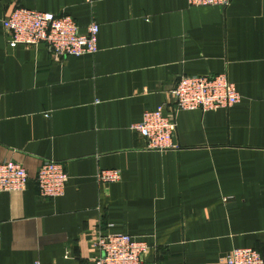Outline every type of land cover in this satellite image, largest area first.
<instances>
[{"label": "crops", "instance_id": "obj_1", "mask_svg": "<svg viewBox=\"0 0 264 264\" xmlns=\"http://www.w3.org/2000/svg\"><path fill=\"white\" fill-rule=\"evenodd\" d=\"M16 7L69 14L81 32L97 22L98 51L11 47L3 18ZM219 73L240 102L175 110L181 76ZM0 96V161L29 174L26 189L0 192V264H96L100 231L146 241L142 264L264 249V0H0ZM164 104L177 147L148 149L134 125ZM46 159L69 175L60 197L39 193ZM101 168L121 180L98 183Z\"/></svg>", "mask_w": 264, "mask_h": 264}, {"label": "built area", "instance_id": "obj_2", "mask_svg": "<svg viewBox=\"0 0 264 264\" xmlns=\"http://www.w3.org/2000/svg\"><path fill=\"white\" fill-rule=\"evenodd\" d=\"M91 2V0H88ZM190 5H215L227 7L231 0H188ZM4 31L11 47L19 44L37 46L45 43L51 54L58 57L80 56L96 53L100 26L93 21L85 32H81L77 21L69 14L16 7L3 18ZM171 94L176 109L208 111L229 108L240 102L241 94L227 73L183 75L176 82ZM1 102V96H0ZM166 104L143 113L142 121L134 128L146 139V146L153 150L176 148L174 134L175 119L164 113ZM121 171L116 168H101L96 174L98 183L118 182ZM29 174L26 168L13 160L0 161V192L26 189ZM69 175L64 164L46 159L36 175L39 193L42 197L56 198L65 193ZM1 238V233H0ZM100 255L96 264H142V255L148 249L144 240L127 233L100 231L93 241ZM226 264H264V249L237 247L225 257ZM28 264H53L40 260Z\"/></svg>", "mask_w": 264, "mask_h": 264}]
</instances>
